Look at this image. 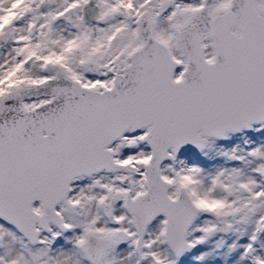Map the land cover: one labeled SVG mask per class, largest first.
<instances>
[{
	"label": "snow or ice",
	"instance_id": "obj_1",
	"mask_svg": "<svg viewBox=\"0 0 264 264\" xmlns=\"http://www.w3.org/2000/svg\"><path fill=\"white\" fill-rule=\"evenodd\" d=\"M0 264H264V0H0Z\"/></svg>",
	"mask_w": 264,
	"mask_h": 264
}]
</instances>
